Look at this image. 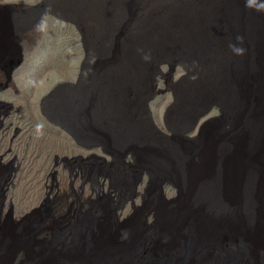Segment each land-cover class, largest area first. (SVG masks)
I'll list each match as a JSON object with an SVG mask.
<instances>
[{
  "label": "rangeland",
  "instance_id": "obj_1",
  "mask_svg": "<svg viewBox=\"0 0 264 264\" xmlns=\"http://www.w3.org/2000/svg\"><path fill=\"white\" fill-rule=\"evenodd\" d=\"M38 4L46 13L38 14L41 21L36 19V32L16 25L13 30V22L9 23L10 32L21 39L16 42V49L36 44V126H43L41 133L36 131V208L48 197L57 207L60 220H72L76 217L72 212L76 204L85 208L98 205L103 209L110 199L122 202L131 194L138 179L139 195L135 204L131 200L124 202V210L119 211L120 224L112 223L111 228L115 238L123 241H154L155 251H162L171 243V240L162 242L160 234L175 236V226L188 225L192 214L199 212L200 204L218 199L225 202L228 197L233 201L232 207L239 209L246 189L245 179L240 176L238 155L237 163L233 162L232 156L226 154L224 143L225 136L244 132L250 140L259 134L264 136V0H0V17H17ZM8 5L14 7V13L6 8ZM58 8H63L65 14L58 12ZM50 10L75 22L79 31L74 23L63 22L49 14ZM88 25L90 29L99 27L102 38ZM166 30L174 34L169 37L180 50L167 51L163 47L153 50L156 41L153 36L157 32L165 34ZM35 34L36 39H33ZM82 36L86 39L88 58L82 47ZM238 36L243 38V45L239 46L246 50L242 56L235 55L229 47L237 43ZM148 46L153 51L152 58ZM90 55L94 63L90 62ZM223 59L228 60L223 68L213 66L222 65ZM141 61H148L149 67L143 66ZM83 63H87V70H93L89 77L99 74L103 90L119 98V101H102V105L109 107L108 111L105 108L103 111L111 116L120 110L126 113L128 106L136 112L138 101L128 100L145 95L152 66L161 70L157 74V86L164 92L151 104L157 128H152L153 133L146 131L147 123L137 115L128 123L139 135H144L146 142L128 151L109 138L107 145L113 153L106 155L101 148L91 151L76 144L78 149L67 137L61 142L57 135L44 128V121L37 116L41 99L58 84L74 82ZM120 104L122 107L118 108ZM91 152L106 161L90 156ZM222 154L227 159L222 160ZM80 156L88 157V163L98 164V176L104 178L100 194L91 191L93 169L88 171L89 189L83 199L72 194L68 169H57L56 186L51 189L50 169L55 160ZM166 157L178 162L167 161ZM263 157L264 139L252 159L253 173L264 168ZM189 158L193 159L190 169L198 173L194 185L181 175V168L186 166L184 172L188 171L185 162ZM255 160H259L258 165ZM134 168L143 172V183L137 173H129ZM216 175L224 178L212 187L209 178ZM166 179L175 183L174 190H167L170 185ZM263 187L264 181L254 185L257 193ZM28 188L25 184V192ZM203 189L210 190L214 197L199 195ZM28 202L26 199L22 207H28ZM146 217L148 225H145ZM49 232L41 233L40 240L47 238Z\"/></svg>",
  "mask_w": 264,
  "mask_h": 264
},
{
  "label": "water",
  "instance_id": "obj_2",
  "mask_svg": "<svg viewBox=\"0 0 264 264\" xmlns=\"http://www.w3.org/2000/svg\"><path fill=\"white\" fill-rule=\"evenodd\" d=\"M6 8L14 13L12 5ZM40 9V4L30 6L29 11L18 16L17 20L26 23L35 14L40 18L39 13H46ZM57 11L65 14L63 8ZM48 13L59 20H65L53 10ZM72 23L78 27L75 22ZM90 30L102 38L99 27ZM0 37H3L1 30ZM82 44L88 58L85 36H82ZM89 60L95 62L91 55ZM144 65L149 67L150 64L145 61ZM87 67V63H83L75 82L59 85L44 97L41 103L42 114L71 136L77 145L86 149L101 148L106 155L113 153L107 145L109 138L116 146L128 151L146 142L144 135H139L128 123L137 115L147 123L144 127L146 131L152 133L151 127L156 128L149 103L164 92L153 81L156 67L150 68L145 95L128 100L138 101L135 104L137 111L133 113L128 106L126 113L120 110L115 116L103 111V108L108 111L109 107L102 105V101H119V98L103 90L104 84L99 81V74L89 77V72L93 70H87ZM137 92L136 88L135 94ZM260 140L259 135L250 140L244 132L242 135L229 136L224 143L226 154L232 156L233 162L237 163V155L240 161V176L245 179L246 188L241 196L242 206L239 209L233 208V201L228 197L224 199L225 202L218 199L200 204L199 212L192 214L188 225H179L177 228L174 224L175 236L160 234L162 242L171 240L169 247L162 251H155V242L149 239L134 243L115 238L112 223L120 224L119 211L124 210V202L128 199L122 202L106 200L103 209L98 205L85 208V205L78 203L72 209L76 217L67 221L58 218L57 207L46 199L36 208L35 213L19 221L9 220L0 226V264H264V187L260 193L254 189L255 184L264 181V168L257 169L255 173L251 168ZM223 159L227 158L222 154ZM165 160L178 162L169 157ZM192 161L189 158L187 172H184L186 166L181 168L185 181L193 182L198 176L195 169H190ZM263 161L264 157L261 165ZM255 164L258 165L259 160H255ZM166 166L167 163L163 164V167ZM223 178L217 175L210 177L211 186L215 187ZM166 182L173 190L176 188L171 179H166ZM201 193L208 195L207 198L214 197L208 189L200 190L199 195ZM136 196L137 193L132 197L133 205ZM199 200L202 203L201 196ZM147 217L145 225H148ZM47 230L50 231L48 237L40 240L41 233ZM36 235H39L38 238Z\"/></svg>",
  "mask_w": 264,
  "mask_h": 264
},
{
  "label": "flooded vegetation",
  "instance_id": "obj_3",
  "mask_svg": "<svg viewBox=\"0 0 264 264\" xmlns=\"http://www.w3.org/2000/svg\"><path fill=\"white\" fill-rule=\"evenodd\" d=\"M32 53L27 49L0 50V226L9 220L19 221L36 210V59ZM37 116L61 142L66 137L72 139L42 115L40 105ZM74 146L80 148L76 143ZM87 158H57L50 169L51 189L56 186L57 169H68L70 190L83 199L89 189L84 170ZM98 175L91 188L96 195L102 191L104 181ZM25 184L29 187L27 192ZM25 198L30 201L26 208L22 207Z\"/></svg>",
  "mask_w": 264,
  "mask_h": 264
},
{
  "label": "clouds",
  "instance_id": "obj_4",
  "mask_svg": "<svg viewBox=\"0 0 264 264\" xmlns=\"http://www.w3.org/2000/svg\"><path fill=\"white\" fill-rule=\"evenodd\" d=\"M64 12H65V10H64ZM1 15V14H0ZM19 16H22V15H19ZM18 17V16H17ZM17 17H14V18H9V19H4V18H1L0 17V24H3V25H1V27H0V30H1V32L3 33V37H0V50H19V49H16V42H18V41H21V39L18 37V36H16V35H14L12 32H10L11 31V29H10V24L9 23H11V22H13V30H14V28H15V25H16V27L17 28H22V29H27V30H29V29H33V31H35L36 32V19H39L40 21H41V17L39 18V17H36V14L32 17L33 19H31V20H29L28 22H19V20H17ZM31 17V16H30ZM72 18V17H71ZM59 20V19H58ZM61 21H63V22H66V23H72V22H70V21H66V20H61ZM76 29L79 31V29H78V27L76 26ZM33 39H36V34L34 35V37H33ZM236 40H237V43L236 44H230L229 45V47H230V50L235 54V55H237V56H242V55H244L245 54V49L243 48V47H241V46H239L240 44H242V42H243V38L242 37H237L236 38ZM25 46L27 47V50H30V49H33L34 50V53H32V57H35V54H36V44H32V45H30V44H25ZM82 47H83V44H82ZM83 49H84V47H83ZM33 50H30V51H33ZM33 59H35V58H33ZM143 64H145V61H141ZM161 72V70L160 69H157V70H155L154 71V75H152L153 76V81H156L157 82V84L159 83V79L157 78V74L158 73H160ZM80 73V72H79ZM79 75V74H78ZM78 77V76H77ZM77 79V78H76ZM76 81V80H75ZM74 81V82H75ZM73 83V82H72ZM62 84H65V83H60V84H58L57 86H59V85H62ZM57 86H55L51 91H53ZM159 89V88H158ZM159 90H162V89H159ZM50 91V92H51ZM164 91V90H163ZM49 92V93H50ZM49 93H47L44 97H46ZM162 94V93H161ZM158 95H160V94H158ZM158 95L156 96V97H158ZM44 97L41 99V101H40V107H41V103H42V100L44 99ZM156 99V98H155ZM154 99V100H155ZM154 100L153 101H151L150 103H149V109H150V112H151V114H152V117H153V120H154V116H153V113H152V110H151V104L154 102ZM41 113H42V111H41ZM43 115V114H42ZM44 116V115H43ZM45 117V116H44ZM46 118V117H45ZM154 124H155V126H156V123H155V120H154ZM222 125H224V122H222L221 123ZM241 124H242V121H241ZM42 125H37L36 126V131H37V133H41V130H42ZM58 127V126H57ZM156 128H157V126H156ZM151 129H152V127H151ZM234 131V127H233V129H232V131L231 132H233ZM65 132V131H64ZM66 133V132H65ZM152 133H153V131H152ZM259 136H261V140H260V143H262V141H263V135L262 134H259ZM71 137V136H70ZM226 138H228L229 136L227 135V136H225ZM72 138V137H71ZM74 141V140H73ZM75 142V141H74ZM76 143V142H75ZM77 144V143H76ZM79 146V145H78ZM81 147V146H80ZM81 148H84V147H81ZM84 149H86V148H84ZM93 149H95V148H93ZM93 149H88V150H93ZM92 154L90 155V156H92V157H98L99 159H101L102 161H106L102 156H100L98 153H96V152H91ZM125 157H127V154L125 155ZM88 159V158H87ZM89 160V159H88ZM88 160H87V163H86V165H85V168H84V170H85V173H86V175L88 174V171H89V169H93V175H92V180L94 179V176L97 174V173H99V171H100V169H99V167H98V164H95V163H88ZM189 161V159H187L186 160V164H187V162ZM198 162V161H197ZM89 164H91V166H89ZM101 167H102V164H101ZM137 173L138 175H139V181H141V183H143V181H144V176H143V172L142 171H140V170H135V168H134V170H131V171H129V173ZM142 173V174H141ZM87 177H88V175H87ZM103 180H104V178H103ZM138 179H136V181H135V183H134V185H133V188H132V190H131V194L127 197V199L128 200H132V197H133V195H135V193H137V196L139 195V192H138V181H137ZM103 186H104V181H103ZM168 189H172L171 188V186L170 187H168L167 188V190ZM136 196V197H137ZM47 199L48 200H50L48 197H47Z\"/></svg>",
  "mask_w": 264,
  "mask_h": 264
},
{
  "label": "bare ground",
  "instance_id": "obj_5",
  "mask_svg": "<svg viewBox=\"0 0 264 264\" xmlns=\"http://www.w3.org/2000/svg\"><path fill=\"white\" fill-rule=\"evenodd\" d=\"M123 2H125V1H123ZM194 2V1H193ZM55 4V3H54ZM211 4V3H210ZM125 7V6H124ZM98 12V11H97ZM147 12V11H146ZM152 12V11H151ZM195 12V11H194ZM207 12V11H206ZM211 12V11H210ZM163 14V13H162ZM162 14H160V15H162ZM203 14H206V13H203ZM208 14V13H207ZM145 15H146V13H145ZM155 15V14H154ZM164 15V14H163ZM177 15V14H176ZM166 16V15H165ZM179 16V15H178ZM193 16V15H192ZM155 17H156V20H159V19H161V18H159V16L158 15H155ZM180 17V16H179ZM174 18V17H173ZM168 19V18H167ZM163 20V19H162ZM198 20V19H197ZM160 21V20H159ZM165 21V20H164ZM180 21V20H179ZM178 21V22H179ZM172 22V21H171ZM198 22V21H197ZM179 24V23H178ZM182 24V23H181ZM163 25H164V23H163ZM210 26H211V24H210ZM241 26V25H240ZM182 27H183V25H182ZM179 28V27H178ZM209 28V27H208ZM150 29H151V27H150ZM156 29V28H155ZM184 30H186L185 28H184ZM183 30V31H184ZM158 31V30H157ZM161 32V31H160ZM207 32V31H206ZM191 33V32H190ZM154 34H156L155 32H154ZM171 34V32H170V30H166V33L165 34H162V35H160V33H158L157 32V34H156V36H153L154 38H156V41L154 42V49L153 50H155V49H158V48H160V47H163L164 49H166L167 51H178V50H180L181 49V47H179V46H176L175 44H174V41L169 37V35ZM179 34H180V32H179ZM183 34V33H182ZM171 35H174L173 33L171 34ZM178 35V34H177ZM185 35V34H184ZM145 36H146V33H145ZM180 36H181V34H180ZM173 37V36H172ZM153 39V38H152ZM186 39V38H185ZM171 40V41H170ZM188 40V39H187ZM191 40V39H190ZM197 42V41H196ZM247 42V41H246ZM187 43V42H186ZM245 43V42H244ZM152 44V43H151ZM181 44V43H180ZM192 44V43H191ZM256 44V43H255ZM147 45V44H146ZM195 45V44H194ZM243 45V44H242ZM246 45V44H245ZM245 45H244V47H245ZM155 46H157V47H155ZM186 46V45H185ZM191 46H193V45H191ZM254 46V45H253ZM149 48H148V53H151V54H149L150 55V57L153 55V51H152V49H151V47L150 46H148ZM187 47V46H186ZM243 47V46H242ZM171 48V49H170ZM251 48H252V46H251ZM166 52V51H165ZM181 52V51H180ZM142 53H144V52H142ZM217 53V52H216ZM228 53V52H227ZM178 54V53H177ZM255 54V53H254ZM145 55V54H144ZM213 55V54H212ZM232 55V54H231ZM231 55H229V61L230 62H232V59H231ZM163 56V55H162ZM183 56V55H182ZM143 58V57H142ZM141 58V59H142ZM152 58V57H151ZM236 61V60H235ZM242 61V60H241ZM224 62H228V60L227 59H223V61H222V65H220V66H218V65H213L214 67H216V68H218V67H222L223 68V64H224ZM225 65V64H224ZM237 65V64H236ZM206 66V65H205ZM237 67H239V66H237ZM221 68V69H222ZM232 68V67H231ZM236 68V67H235ZM208 69V68H207ZM213 69V68H212ZM215 69V68H214ZM220 69V70H221ZM233 69V68H232ZM238 69V68H237ZM204 70V69H203ZM216 71V70H215ZM210 72H212V71H210ZM214 74V73H213ZM218 75V74H217ZM228 75V74H227ZM239 75V74H238ZM230 82H231V79L229 80ZM261 86V85H260ZM208 143H212V142H209L208 141ZM207 143V144H208ZM213 146V145H212ZM214 148H215V146H214ZM213 150V149H212ZM197 152V151H196ZM213 152V151H212ZM176 154V153H175ZM204 155V154H203ZM183 158V157H182ZM200 161V160H199ZM208 161V160H207ZM195 164H196V162H195ZM200 164H202V163H200ZM195 166V165H194ZM197 166V165H196ZM200 166V165H199ZM207 166V165H206ZM202 167V166H201ZM199 170V169H198Z\"/></svg>",
  "mask_w": 264,
  "mask_h": 264
}]
</instances>
